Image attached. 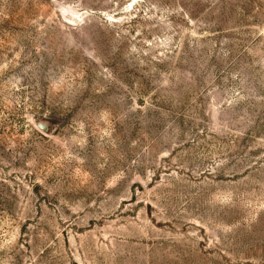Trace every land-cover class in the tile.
Instances as JSON below:
<instances>
[{"label": "rangeland", "instance_id": "374dc122", "mask_svg": "<svg viewBox=\"0 0 264 264\" xmlns=\"http://www.w3.org/2000/svg\"><path fill=\"white\" fill-rule=\"evenodd\" d=\"M0 264H264V0H0Z\"/></svg>", "mask_w": 264, "mask_h": 264}, {"label": "water", "instance_id": "95a60500", "mask_svg": "<svg viewBox=\"0 0 264 264\" xmlns=\"http://www.w3.org/2000/svg\"><path fill=\"white\" fill-rule=\"evenodd\" d=\"M40 127H41L42 129H44V130H47V126H46L45 124H43V123H40Z\"/></svg>", "mask_w": 264, "mask_h": 264}]
</instances>
